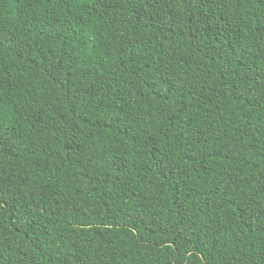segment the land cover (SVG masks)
<instances>
[{"label": "trees", "instance_id": "1", "mask_svg": "<svg viewBox=\"0 0 264 264\" xmlns=\"http://www.w3.org/2000/svg\"><path fill=\"white\" fill-rule=\"evenodd\" d=\"M0 264H264V0H0Z\"/></svg>", "mask_w": 264, "mask_h": 264}]
</instances>
